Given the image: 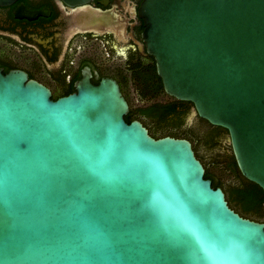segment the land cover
<instances>
[{
  "label": "water",
  "instance_id": "obj_1",
  "mask_svg": "<svg viewBox=\"0 0 264 264\" xmlns=\"http://www.w3.org/2000/svg\"><path fill=\"white\" fill-rule=\"evenodd\" d=\"M139 14L165 91L227 130L264 191V0H142ZM79 16L81 30L106 22ZM92 75L53 98L0 68V264H264V221L229 206L192 141L127 121L119 81Z\"/></svg>",
  "mask_w": 264,
  "mask_h": 264
},
{
  "label": "flooded vegetation",
  "instance_id": "obj_2",
  "mask_svg": "<svg viewBox=\"0 0 264 264\" xmlns=\"http://www.w3.org/2000/svg\"><path fill=\"white\" fill-rule=\"evenodd\" d=\"M141 1L89 0L69 5L63 0H15L0 5V68L3 72L24 69L30 77L49 86L53 98H57L77 90L73 84L81 77V69L89 65L94 83L103 76L115 77L131 106L124 79L131 81L140 73L150 72L153 63L156 66L155 57L147 52L140 34L145 26L139 14ZM22 4L33 16L19 14L18 7ZM90 9L101 14L105 24L97 30L77 29L79 14ZM195 117L205 119L198 114ZM189 122L187 116L184 117L181 129ZM185 130L191 132V137H178L192 141L197 156L207 168L196 148L195 131ZM205 132L206 129L195 133L207 141ZM220 134L217 143L211 144L213 147L220 144ZM226 145L230 152L228 141ZM223 158L220 156L219 163H224Z\"/></svg>",
  "mask_w": 264,
  "mask_h": 264
},
{
  "label": "trees",
  "instance_id": "obj_3",
  "mask_svg": "<svg viewBox=\"0 0 264 264\" xmlns=\"http://www.w3.org/2000/svg\"><path fill=\"white\" fill-rule=\"evenodd\" d=\"M130 83L139 100L144 103L131 104L129 112L125 114L127 121H131L134 118L141 119L145 125L149 126L150 133L155 137L170 133L177 136L186 135L191 137V132L181 129L180 126L193 103L189 100L178 99L165 91L155 63H153V68L150 72L140 73L139 76L131 79ZM162 97L166 98L162 99ZM149 119L155 121L156 127L150 125ZM205 121L207 130L204 137L210 144L215 145L219 134L222 131L227 132V130L220 125L212 124L208 120ZM223 159L225 161L222 167L231 171L237 181L225 184L220 177L212 173L208 168H206L205 177L212 179L213 186H220L223 189L229 206L234 210L243 216L264 221L263 189L257 183L242 175L236 164L231 147L230 152H226ZM216 160V162H220V157Z\"/></svg>",
  "mask_w": 264,
  "mask_h": 264
},
{
  "label": "rangeland",
  "instance_id": "obj_4",
  "mask_svg": "<svg viewBox=\"0 0 264 264\" xmlns=\"http://www.w3.org/2000/svg\"><path fill=\"white\" fill-rule=\"evenodd\" d=\"M124 83L126 88V91L128 92L131 104L133 105H138V104H142L144 102H141L136 94V92L134 91L133 87L130 86V81L127 79H124ZM168 98V96H166ZM166 97H162V99H165ZM146 103V102H145ZM191 109H189L188 113L186 114V116H188V114L190 113ZM185 116V117H186ZM150 125L152 127H156V123L155 121H153L152 119L148 120ZM183 128L185 129H190L194 132H198V133H202L205 129L207 130V123L206 121L202 120L201 118L198 117H193V119L185 124V127L183 126ZM194 132V137H195V144H196V148L199 152V154L204 158L206 164H207V168L214 173L215 175H217L218 177L221 178V180L225 183H235L237 181V179L234 177V174L229 171L226 170L222 167L223 163H219L216 162L217 160L215 159V157L217 156H223L226 154V152L229 153V147L228 145H226L227 143V132L222 131L220 134V144L217 146H212L210 143H208L205 140L200 139L196 133Z\"/></svg>",
  "mask_w": 264,
  "mask_h": 264
}]
</instances>
